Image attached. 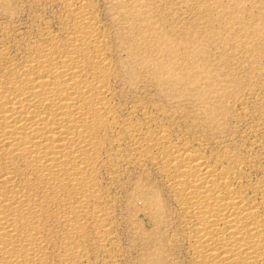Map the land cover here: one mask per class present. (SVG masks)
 I'll use <instances>...</instances> for the list:
<instances>
[{
  "label": "bare ground",
  "instance_id": "6f19581e",
  "mask_svg": "<svg viewBox=\"0 0 264 264\" xmlns=\"http://www.w3.org/2000/svg\"><path fill=\"white\" fill-rule=\"evenodd\" d=\"M58 1L66 11L59 33L44 30L23 50L17 41L14 56L0 46V264H83L89 230L106 246L97 174L121 156L109 150L123 141L134 158L158 160L190 264H264V185L245 186L233 156L207 158L173 143L165 129H152V117L119 121L109 35L90 0ZM129 9L119 12L126 26L146 27L150 37L152 22ZM123 33L127 55L143 66L152 51L139 57L140 38ZM164 55L173 61L175 53L169 47ZM174 62H152L154 75L192 92V74H179Z\"/></svg>",
  "mask_w": 264,
  "mask_h": 264
},
{
  "label": "rangeland",
  "instance_id": "374dc122",
  "mask_svg": "<svg viewBox=\"0 0 264 264\" xmlns=\"http://www.w3.org/2000/svg\"><path fill=\"white\" fill-rule=\"evenodd\" d=\"M90 2L113 50L119 121L130 117L145 124V118L152 117V129H165L173 143H186L207 158L233 156L244 166L243 184L263 186L264 0ZM124 5L128 11L140 10L141 19L152 22L150 37L144 33L146 27L126 26L120 16ZM63 7L58 0H0V46L10 45L14 56L17 41L23 50L44 30L59 33L66 21ZM122 33L131 35L130 40L140 38L139 57L152 51L143 66L127 55L128 42L118 38ZM151 37L158 41L157 49H151ZM169 47L175 53L173 61L164 55ZM152 56L165 67L175 60L179 74H192V92L187 85L170 88L161 83L154 75ZM128 146L123 141L110 149L121 156L106 161L98 171L101 208L109 217L108 242L101 246L89 230L83 264H190L158 160L136 159ZM149 203L160 211L149 209Z\"/></svg>",
  "mask_w": 264,
  "mask_h": 264
}]
</instances>
